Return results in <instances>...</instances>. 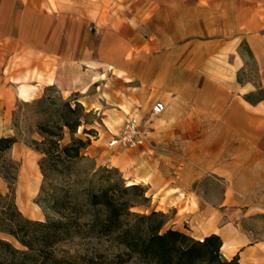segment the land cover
Masks as SVG:
<instances>
[{"label": "crops", "instance_id": "0c3cea01", "mask_svg": "<svg viewBox=\"0 0 264 264\" xmlns=\"http://www.w3.org/2000/svg\"><path fill=\"white\" fill-rule=\"evenodd\" d=\"M77 3L53 14L41 0H0V119L9 106L38 97L48 86L103 120L117 112L125 119L137 116L150 128L147 142L132 151L121 148L113 160L148 192L152 184L185 185L187 225L175 206V228L197 239L218 234L226 258L264 264V97H257L264 92V0L184 4L191 15L181 18L180 28L172 12L155 14L147 28L141 16L125 15L119 2L93 22L81 16ZM195 8L212 10L201 17L205 27L197 33ZM89 25L101 35L83 39L82 28ZM243 42L257 68L253 80L244 79ZM156 102L165 109L153 115ZM209 177L222 185L216 197L194 188ZM210 200L222 203H202Z\"/></svg>", "mask_w": 264, "mask_h": 264}, {"label": "rangeland", "instance_id": "374dc122", "mask_svg": "<svg viewBox=\"0 0 264 264\" xmlns=\"http://www.w3.org/2000/svg\"><path fill=\"white\" fill-rule=\"evenodd\" d=\"M44 9L53 14H60L63 10L74 6L77 1V6L81 7L82 17L89 18L95 22L100 11H109L106 6L113 2H119L123 5L124 14L129 17H142V23L148 27H153L151 18L155 14L162 13V17L171 16V12L178 18V27L181 25V18L191 15V10L185 8L184 4H203L209 0H41ZM90 2L95 3L92 6ZM174 2L177 8H166L167 3ZM96 9V10H95ZM212 10H202L201 8L194 9L193 14L195 21L193 24V31L197 33L199 29H203L204 24L201 22L203 15L210 16ZM217 13V9L214 10ZM199 18V19H198ZM215 20H217L215 18ZM133 22V21H132ZM98 26L89 25L86 29L83 26V39H88L89 35H101ZM149 39H153V35ZM245 54L246 51L243 50ZM247 67L244 72V79H256L257 72L254 62L247 55ZM243 78V77H242ZM257 97H264V92L257 93ZM74 96L65 98L62 96L59 89L55 86H48L44 88L41 94L30 101H19L14 106H9V112L5 119H0V136H13L17 142L13 146L9 156L17 162L19 167L18 180L15 186L16 191V205L21 211L23 217L32 221H45L47 217L58 219L60 216L51 208L53 198L47 195L55 194L57 197L64 196L69 193L72 197L70 201L83 202V191L90 186H95L100 182V175H105L111 179L112 182L119 185L128 186L129 180H134L133 174L124 167L116 164L113 160L121 148H110L108 142L111 137L117 134L125 121L122 113L117 112L115 119L103 120L102 115L95 111L87 110L85 113L84 123L78 128L75 137L87 136L91 139V145L82 151L85 156L84 159L72 163L70 166L59 165V171H48L47 178L40 170L39 163L43 158V154L34 149L33 140L42 141L43 136L39 132L41 124L53 125L55 123L61 124L63 115L66 111L65 103L70 101L74 107ZM80 114V113H79ZM76 116H73V118ZM89 130L90 134H85L84 129ZM72 133L67 127L64 128V137L61 141L63 145L71 142ZM92 146V147H91ZM135 149L127 150L132 151ZM88 152V154H87ZM108 153L106 156H101L100 153ZM25 163L26 166H23ZM132 169L137 168L133 165ZM164 170H162L163 172ZM173 171V169H171ZM175 174V172H172ZM137 178V176H136ZM148 187L145 183H139ZM8 182L0 175V191L6 194L9 191ZM152 191L146 193L148 199L140 198L136 195L128 194L127 197L133 200L134 206L131 211L149 214L153 210L162 211L168 215V222L166 228L174 227L176 218V207L178 206L179 215L183 218L186 213V199H185V185H176L172 182L165 184H152ZM196 191H204L206 196L216 197L222 189V185L217 179L211 177L204 180H199L194 184ZM43 192L44 195H41ZM44 196V197H43ZM44 198V199H43ZM42 199V200H41ZM78 199V200H77ZM42 202V205L40 203ZM181 203V204H180ZM214 207H218L217 200H210L207 202ZM89 215L83 218L87 219ZM187 222L184 221V227ZM32 233L36 236H41V229L33 227ZM185 231V230H183ZM186 232V231H185ZM82 234V235H81ZM80 235L72 234L71 237L62 240L53 245L55 254L60 258L68 259V264H154L149 262L136 254H129L128 250L119 245L114 237L97 239L91 237V234L81 233ZM88 236V237H86ZM0 237L9 240L14 247L20 250H28L23 246L14 236L0 233ZM40 243H35V247L41 248ZM51 247L45 248V255L48 254ZM49 255V254H48ZM48 257V256H47ZM46 256H41V260L47 259ZM48 259H51L48 257ZM40 260V259H39ZM48 261V260H47ZM1 262V261H0Z\"/></svg>", "mask_w": 264, "mask_h": 264}, {"label": "trees", "instance_id": "16d2710c", "mask_svg": "<svg viewBox=\"0 0 264 264\" xmlns=\"http://www.w3.org/2000/svg\"><path fill=\"white\" fill-rule=\"evenodd\" d=\"M243 50L254 62L246 42L241 44L239 52ZM255 69L257 72L256 65ZM239 80H242L240 73ZM247 97L251 98V94ZM73 101L74 107L70 101H66L61 124H41L39 132L43 140H33L34 149L43 154L39 166L45 181L48 171H59V165L70 166L84 159L82 151L91 145L90 137H75L84 123L87 109L78 100ZM65 127L72 133V139L63 145L61 141ZM84 133L90 134L86 128ZM16 142L13 136H0V175L9 184L6 194L0 191V233L14 236L28 250H20L9 240L0 237V264H68V259L58 257L52 247L72 234L80 235L83 232L97 239L114 237L129 254H136L154 264H241L238 255L230 259L223 255V241L218 234L197 239L181 229L166 228L168 215L162 211L153 210L149 214L131 211L134 202L127 195L148 199V187L141 184L121 186L105 175H100L97 185L83 191V202L70 201L72 196L68 192L61 197L47 195V198H53L51 208L59 214L58 219L47 217L45 221L36 222L25 219L16 205L15 186L19 167L9 156ZM41 195H44L43 192ZM87 215L89 218L83 220ZM33 227L42 230L40 237L31 234ZM35 243H40L41 248L35 247ZM47 246H52L49 255H45L43 248ZM41 256L51 259L47 257L41 260Z\"/></svg>", "mask_w": 264, "mask_h": 264}, {"label": "built area", "instance_id": "2783aa9c", "mask_svg": "<svg viewBox=\"0 0 264 264\" xmlns=\"http://www.w3.org/2000/svg\"><path fill=\"white\" fill-rule=\"evenodd\" d=\"M165 109L163 102H156L152 107L151 114L157 115ZM150 128L143 125L135 116H128L123 122L119 132L111 137L108 142L110 148L133 149L144 145L149 138Z\"/></svg>", "mask_w": 264, "mask_h": 264}, {"label": "bare ground", "instance_id": "6f19581e", "mask_svg": "<svg viewBox=\"0 0 264 264\" xmlns=\"http://www.w3.org/2000/svg\"><path fill=\"white\" fill-rule=\"evenodd\" d=\"M21 94L24 98L29 99L31 97V95L28 93V88H26L25 86L21 87ZM108 153L105 152V155H107ZM117 165L124 167L125 169H127L128 167L126 165H124L120 160H118L116 162ZM147 181V179L145 180V182ZM141 183V181L139 179H135V180H129L128 181V185L131 184H139Z\"/></svg>", "mask_w": 264, "mask_h": 264}]
</instances>
